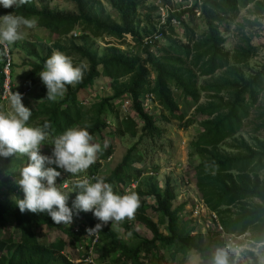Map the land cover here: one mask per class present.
<instances>
[{
    "label": "trees",
    "instance_id": "trees-1",
    "mask_svg": "<svg viewBox=\"0 0 264 264\" xmlns=\"http://www.w3.org/2000/svg\"><path fill=\"white\" fill-rule=\"evenodd\" d=\"M37 1L30 0L29 3L11 8L0 5V16L12 13L29 19L35 18L38 26L58 37L45 55H39L34 48L30 49L29 53L36 59L30 63L31 83L36 82V77L44 70L45 62L51 57L53 50H66L67 56L78 57L86 66L82 81L73 86L66 85L67 90L61 98L49 100L45 91L41 94V101L36 108L30 109L32 115L27 122L29 126L34 121L37 122L33 127H43L45 122L50 124L45 130L48 136L42 144H50L53 151V142L57 136L86 122L85 127L94 138L106 129L108 114L117 119L115 132L121 136H135L137 131L133 119H118V110L111 102L125 97L131 100L132 110L143 122L142 129L145 134L158 137L161 131L154 117L143 107L145 96L151 95L152 101L166 111L171 119L179 121L185 116V111H179L178 100L181 99L187 109L193 108L196 113L205 116L200 122L202 131L191 143L194 154L199 158L194 171L195 186L200 199L215 213L224 234H248L247 239L253 244L264 243V141L256 135L252 137L251 143L243 138H234L249 123L247 120L251 110L257 107L261 111L255 117L256 122H252V132L264 131V103L262 107L257 105L260 99L264 100V65L248 76L234 65L242 64L254 53L255 48L250 45L253 36L244 33V29L245 25H261L258 19L264 17V0H202L200 16L197 17L192 9L174 14L180 20L185 42L179 40L176 28L169 25L163 43L153 48L142 47L140 44L142 36L150 31L153 23L148 17L141 20L137 16V7L144 0H105L116 13V18L106 11L99 0H68L74 5L73 11L55 10L47 1ZM249 5L252 8L248 9V13L254 19H244L245 24L237 25L235 30L240 34L243 46L237 47V53L232 57L235 63L231 65V52L224 47L226 38L219 26L223 19L234 21L240 10ZM151 9L154 11L156 7ZM185 12L187 17L183 20ZM198 18H202L205 25V30L199 36L195 35V21ZM143 21L146 22L145 26L140 27ZM74 30H78L82 43L73 41L74 37L70 33ZM125 34H129L135 41L134 49L123 51L109 45L110 41H104V38L120 40ZM62 38L68 43L66 47L62 45ZM89 40H99L108 46L98 55L89 45ZM8 46L10 48L14 44ZM2 55L0 46V90L3 79ZM219 70L222 73L218 77L201 87L198 86L199 78H212ZM100 76L110 80L112 95L85 108L79 99V93ZM13 90L18 91L15 88ZM202 91L206 92L205 103H200ZM163 119L169 120L166 116ZM228 139H232V142L227 145L230 150L225 151L220 146ZM134 148L133 145L127 150L121 163L104 179L111 186L115 183L122 186L121 195L125 194V187L142 173L137 170L133 176L126 171L129 161L134 160ZM110 150V146L100 150L97 159H106L111 154ZM0 160V174H5L0 177V224L10 218L15 229L13 236L9 233L7 237L0 239V264H70L59 253L63 248L61 239L44 245L38 242L35 233V229L42 226L54 228L63 223L55 224L47 212L32 213L26 210L21 213L16 201L23 199L24 195L17 199L10 197L13 195L9 179V175L13 174L11 169L22 166L24 156L2 157ZM45 168H48L46 163ZM95 168L96 165L90 171ZM60 181L61 178L57 177L55 183ZM2 187L7 189L2 190ZM80 190L73 187L71 193L65 194L69 196L68 207L73 205ZM136 193L154 198L155 205L152 207L155 206V212L165 219L168 234L158 233V225L145 214V203L141 200L136 218L150 230L152 238L139 237L124 224L126 231L135 240L132 244H123L115 231L106 227L100 232V243L96 247L101 248L102 259L117 253L115 264H145L142 262L145 257H148L149 263H153L157 258L154 252L161 246L172 247V258L181 255L179 264L193 250L199 255L200 264H213L212 240L204 247L200 242L191 240L190 232L181 216L184 205L173 207L175 194L168 181L162 191L155 183H150L149 189L141 191L137 188ZM81 216H85L92 224L100 221L94 216V212L86 215L79 213L73 216L72 225L78 224ZM70 231L69 228L65 232L72 236ZM253 264H257L255 258Z\"/></svg>",
    "mask_w": 264,
    "mask_h": 264
},
{
    "label": "rangeland",
    "instance_id": "rangeland-1",
    "mask_svg": "<svg viewBox=\"0 0 264 264\" xmlns=\"http://www.w3.org/2000/svg\"><path fill=\"white\" fill-rule=\"evenodd\" d=\"M37 1V0H36ZM48 2L49 6L55 10L60 11H73L74 5L68 0H45ZM105 7L106 11L110 12L114 18H116V13L110 9L105 0H99ZM157 0H144L137 7V16L139 19L143 20L147 17L154 21L156 17V10L151 8L155 6ZM38 2V1H37ZM249 6L248 9L250 8ZM244 19L252 21L254 17L247 12V9H242L237 18L234 21H229L228 19H223L222 24L219 28L223 32L226 42L224 47L230 50L231 54V65L235 63L232 57L237 53V47L243 46L240 34L235 30L237 25L245 24ZM258 21L261 23L260 26L249 27L245 25L244 33L252 34V40L250 45H252L255 50L251 58L242 64H234L236 67L241 68L242 73L245 76L259 70L264 65V17H260ZM146 22H142L140 27L145 26ZM196 29L195 35L199 36L204 30L205 25L202 18H198L195 21ZM177 36L180 41L185 42L184 33L181 28H177ZM20 32L23 34V38L17 40L13 47L11 48L12 54V75L14 88L17 90L29 89L27 96L22 98V103L25 107L32 109L36 108L37 104L41 101V94L47 91L46 85L42 82L39 76L36 77V82L31 83L30 71L32 69L31 62L36 61L35 57L32 56L29 51L34 48L39 55H45L47 50L57 41L58 37L54 33H50L46 29L36 25L35 28H27L21 26ZM78 32V30H76ZM71 36V35H70ZM68 36V37H70ZM68 37L66 39H68ZM128 40L113 41L114 46L118 47L120 50L126 51L130 49ZM62 45L66 47L68 43L62 38ZM73 41L76 43H82V40L78 37H74ZM89 45L91 48L100 55L104 47L108 46L105 42L99 40H89ZM165 45V44H164ZM56 50H53V52ZM52 52V53H53ZM66 50L63 52L65 54ZM68 52V51H67ZM71 58L74 66H79L80 64H85L84 61H80L76 56H68ZM222 73L219 70L215 75L210 77H201L198 79V86L204 85V83L211 81L212 79L218 77ZM153 74H151V80ZM73 86V85H72ZM43 87V90H41ZM206 92H200V103H205L207 101ZM112 95V90L110 87V80L106 77L100 76L94 80V82L83 89L79 93V99L82 101V105L85 108H89L91 104L98 102L103 98H108ZM151 96V95H150ZM61 98L62 96H58ZM128 97L124 99H114L111 100L115 109L118 110V119L124 117H130L136 124L137 134L131 136L129 134H123L122 136L115 132L117 123L116 118L111 115L106 116V123H108L106 129H104L100 134L96 135L92 143L99 144L100 149L104 150L110 146V160L104 161L103 167L99 171V178H107L111 171L121 163L123 156L126 154L127 150L134 145V150L132 152V158L134 160L129 161L126 166V171L134 176V172L137 170L142 171L141 175L133 179L130 183H136V188H129L126 186L124 189L125 194L136 189L141 191H146L149 189L150 183H155L159 190L162 191L165 187L166 181L172 187L175 199L173 201V207L179 205H184L183 211L181 212L182 219L184 220L185 227L190 232V238L193 241L200 242L203 247L207 242L212 240V254L214 256L218 248H228L229 249V259L230 264H253V259L257 260V264H264V243L253 244L247 239V235L235 236L232 240H225V237L219 233V221L216 215L213 214L208 209H201L199 206L200 195L195 186V171L194 167L199 162V158L194 154V149L191 143L196 139L198 133L202 131L200 122L205 119L194 111L193 108L187 109L184 101L178 100L179 111H185V116L183 120L171 119L166 111L151 101L149 98H144L143 107L147 113L152 115L155 119L156 125L159 127L161 133L157 137L145 134L143 127V122L137 117V115L132 110L131 106L124 105V100H128ZM264 103L263 99H260L257 105H262ZM128 107V108H127ZM262 107V106H261ZM0 112L7 113L10 111L9 100L6 102H0ZM261 108H254L251 110L250 116L247 120L246 125L243 126L242 130L235 134L234 138H243L249 143L252 142V137L254 135L258 136L259 139L264 141V131H259L258 133L252 132V122L255 121V117ZM166 116L169 120H164L163 117ZM37 121L32 122V126ZM87 123V122H86ZM86 123L80 124L75 127L86 128ZM232 139L225 141V144L221 145L220 148L225 151H229L228 143H231ZM42 150L44 156H52L53 151L51 150L50 144H42ZM135 156L137 159L135 160ZM138 156L140 160H138ZM97 160V159H96ZM96 163V161H95ZM93 163L86 171L78 173L76 175L89 173L90 169L94 167ZM24 164V163H23ZM19 168L13 167L11 171L13 173L19 174ZM2 165L0 160V166ZM26 165V164H24ZM47 167L55 168L63 175H72L63 169H60L55 164L46 163ZM5 174L1 173L0 177ZM15 175V174H14ZM137 181V182H136ZM57 185V183H56ZM58 188V187H57ZM114 193L121 195V188L118 183L112 185ZM7 187H2V190H6ZM62 194H69L72 190H62L59 189ZM139 196V195H138ZM11 198L17 199L18 196L14 194L10 196ZM140 201L144 200L145 214L155 222L158 226V233L160 235H167L166 221L162 216H159L154 210L152 205H155V201L151 196H139ZM73 206V205H72ZM69 206V208H72ZM83 211H78L73 208V216ZM138 210L135 213L134 219L125 218L121 222L113 221L111 223V228L117 234L118 239L123 243L132 244L135 237L129 234L124 227L127 224L130 229L137 234L139 237L145 239H151L152 233L150 230L136 218ZM71 224H62L61 226H56L54 228H47L42 226L40 229H35V233L39 243L48 245L53 243L57 239H62L68 241L69 236L65 234V231L69 229ZM15 232L13 221L9 218L5 223L0 224V239H3L11 233L13 236ZM67 233V232H66ZM15 241L16 239L13 238ZM104 246V244H102ZM63 252L68 256L75 255L74 248L67 244ZM172 247H161L158 246L155 250L156 261L149 263L147 261L148 257L143 258L142 262L145 264H179L182 260L181 255H176L172 258ZM117 254V253H116ZM116 254L107 259L101 258V248L97 249V254H92V258L95 264H115L114 259L117 257ZM70 258V257H69ZM72 259V258H71ZM182 264H200L199 255L193 250L189 252Z\"/></svg>",
    "mask_w": 264,
    "mask_h": 264
},
{
    "label": "clouds",
    "instance_id": "clouds-1",
    "mask_svg": "<svg viewBox=\"0 0 264 264\" xmlns=\"http://www.w3.org/2000/svg\"><path fill=\"white\" fill-rule=\"evenodd\" d=\"M29 2L30 0H0V5L4 8H11ZM36 25L35 18L29 19L12 13L0 16V44L15 43L23 38V34L20 32L21 26L31 29ZM85 69L86 66L83 64L74 66L71 58L63 52L54 51L51 57L46 60L44 70L39 73L42 82L47 87V99L55 101L58 96L64 95L67 90L66 85H75L81 82ZM19 91L10 93L8 97L10 111L0 112V159L20 155L24 156L23 163L26 164H23V167L19 169V174L9 175L13 194L18 197L24 195V198L17 200L16 203L21 213L26 210L32 213L47 212L55 224H71L73 208L83 211V214L94 210V216L102 223L97 224L100 222L98 221L92 224L85 216H81L78 219V224L69 227L72 236L65 232L69 239L67 242L61 239L63 248L59 251L62 258L64 257L70 264H89L84 261L75 262L76 253L68 256L63 252L67 244L75 248L76 243L80 240L79 234L81 233H75L73 228L79 226L81 218H85L90 227H95L88 229L89 234L101 230L102 226L110 221L121 222L125 218L134 219L135 213L140 207L139 196L135 191L124 195L116 194L112 186L105 183L103 178H94L96 180L94 183L84 179L77 184L70 185V190L73 187L81 190L77 192L72 208H69L67 203L69 196L58 190V188L61 189L63 174L55 168H45V163L55 164L60 169L72 174L65 175L67 177L89 174L93 170L89 173L76 175L86 171L95 163L97 153L101 150L100 145L92 143L93 136L86 128L72 127L54 139L52 156H44L42 142L48 136L45 130L50 127V124L45 122L43 127L28 125L27 122L32 113L29 108L23 105ZM150 100L152 101V98ZM57 177H60L61 181L56 185ZM108 227L111 228V225ZM213 264H230L229 249L218 248L214 254Z\"/></svg>",
    "mask_w": 264,
    "mask_h": 264
},
{
    "label": "built area",
    "instance_id": "built-area-1",
    "mask_svg": "<svg viewBox=\"0 0 264 264\" xmlns=\"http://www.w3.org/2000/svg\"><path fill=\"white\" fill-rule=\"evenodd\" d=\"M202 0H168V2H162L161 0H157L155 3L156 7V17L152 23V28L150 31L142 36L140 40V44L142 47L149 46L150 48H153L157 45H160L163 43L165 33H167V27L169 25L173 26L174 28H180V20L177 19L174 14L180 13L182 11H188L192 9L194 14L198 17L200 16V5ZM187 17V12L183 14V20H185ZM164 31V32H163ZM73 37H76L79 35V32H76V30L72 31L70 33ZM127 38H130L128 40V44L130 45V49H134L135 47V41L129 34H125L124 37L120 40H127ZM116 39L114 38H104L105 42H111L109 45H114L113 41ZM2 49V58H3V65L1 69V73L3 76L2 83H1V90H0V102H6L8 101V97L10 93L14 92V84H13V75H12V54L11 50L8 45L0 44ZM29 92V89H23L20 90L19 93L21 94L22 98L27 96ZM146 98V97H145ZM149 98L151 96L149 95ZM125 106L128 105V107L131 106V100H124ZM127 107V108H128ZM110 160V156L106 159H97L96 160V168L89 174L81 175L78 177H67L65 175H62L63 180L61 181L60 188L62 190H67L70 188V185L77 184L79 181H82L84 179L89 180L90 182L94 183L96 180L94 178H99V171L104 165V161ZM137 182V181H136ZM136 183H130L128 186L129 188H136ZM154 200V199H153ZM201 200V199H200ZM199 206L201 209H208L206 205L201 202L199 203ZM93 211L84 212V214H88ZM211 212V211H210ZM213 216L215 213L211 212ZM80 224L79 226H76L73 228V231L75 233H81L79 234L80 240L76 243V246L74 248V252L76 253L77 257L75 259V262L84 261L89 264H95L92 258V254H96V247L99 242V232L103 230L105 227H108L111 225V221L107 224H104L102 226L101 230H98L94 233L89 234L88 229H93L95 227H90L88 221H86L85 218H81L79 220ZM102 223L101 221L97 224ZM96 224V225H97ZM219 234L225 237V240H232L234 235H226L224 234L222 228L219 226Z\"/></svg>",
    "mask_w": 264,
    "mask_h": 264
},
{
    "label": "crops",
    "instance_id": "crops-1",
    "mask_svg": "<svg viewBox=\"0 0 264 264\" xmlns=\"http://www.w3.org/2000/svg\"><path fill=\"white\" fill-rule=\"evenodd\" d=\"M250 6V5H249ZM249 6L247 7V8H244V9H247V12H248V8H249ZM250 8H252V5H251V7ZM242 10V9H241ZM240 10V11H241ZM254 17V16H253ZM145 97H147V98H149V94H147ZM150 99V98H149ZM202 200V199H201ZM209 210V209H208ZM243 235H245V234H243ZM242 236V235H241Z\"/></svg>",
    "mask_w": 264,
    "mask_h": 264
}]
</instances>
